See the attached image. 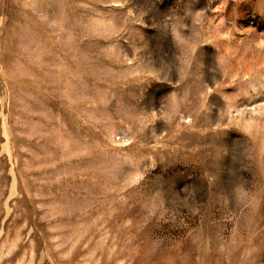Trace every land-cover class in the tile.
Returning a JSON list of instances; mask_svg holds the SVG:
<instances>
[{
    "label": "rangeland",
    "instance_id": "374dc122",
    "mask_svg": "<svg viewBox=\"0 0 264 264\" xmlns=\"http://www.w3.org/2000/svg\"><path fill=\"white\" fill-rule=\"evenodd\" d=\"M0 264H264V0H0Z\"/></svg>",
    "mask_w": 264,
    "mask_h": 264
}]
</instances>
